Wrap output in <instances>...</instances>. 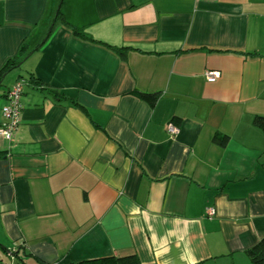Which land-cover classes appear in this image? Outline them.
I'll use <instances>...</instances> for the list:
<instances>
[{"label": "crops", "instance_id": "obj_1", "mask_svg": "<svg viewBox=\"0 0 264 264\" xmlns=\"http://www.w3.org/2000/svg\"><path fill=\"white\" fill-rule=\"evenodd\" d=\"M19 53L0 122L19 78L60 94L28 81L0 138V264H253L264 0H0V71Z\"/></svg>", "mask_w": 264, "mask_h": 264}, {"label": "trees", "instance_id": "obj_2", "mask_svg": "<svg viewBox=\"0 0 264 264\" xmlns=\"http://www.w3.org/2000/svg\"><path fill=\"white\" fill-rule=\"evenodd\" d=\"M74 33L77 36L81 37V38L91 39V37L87 33H84L81 30L80 31L79 30H75ZM114 49L121 56L124 54L123 50H121L119 48H114ZM24 56L25 55H23L22 53H19V55L15 56L13 59L8 61L6 63V65L4 66V68H3V71H0V79H1L2 75H4V73L7 70H11V69L15 68L19 64V62H21L23 60ZM25 80H26V84L29 81V83L31 85L38 86L42 90H45L47 93L53 95V97H59L60 93L58 92V90H56L54 88H51V87H47L46 85L41 84L39 81L35 80L32 76H29V78H27ZM0 84H1V81H0ZM23 90H24V88H23ZM6 91H4L3 94H5ZM22 93H23V91H22ZM137 94L141 98L153 97V95H151L149 93H144V92H137ZM254 124L264 128V116H259V115L255 116L254 117ZM213 139H214V141L216 143L224 145L226 140H227V137L216 134V135H214ZM247 253H248L249 258L253 262V264H264V237L260 238L258 240V242L253 247H251L248 250ZM87 263L88 264H140L138 259H137V257L135 255H129V256H123V257H108V258L97 259V260H94V261H91V262H87ZM22 264H25V263H22Z\"/></svg>", "mask_w": 264, "mask_h": 264}, {"label": "built area", "instance_id": "obj_3", "mask_svg": "<svg viewBox=\"0 0 264 264\" xmlns=\"http://www.w3.org/2000/svg\"><path fill=\"white\" fill-rule=\"evenodd\" d=\"M205 77L207 81L213 82L219 77V73L213 70L205 71ZM26 84L24 78L18 79L4 94L5 103L1 107V114L3 120L0 122V138L4 140H12L13 134L19 124L21 104L20 97L23 88ZM167 131L170 134H175L178 132L179 128L172 122L166 124ZM209 216L214 214L213 208H208L206 210Z\"/></svg>", "mask_w": 264, "mask_h": 264}, {"label": "water", "instance_id": "obj_4", "mask_svg": "<svg viewBox=\"0 0 264 264\" xmlns=\"http://www.w3.org/2000/svg\"><path fill=\"white\" fill-rule=\"evenodd\" d=\"M20 63H21V62H19V64H18L17 66H19V65H20ZM17 66H16V67H17ZM3 77H4V75H3ZM6 251H7V250H6ZM8 252H10V251L8 250Z\"/></svg>", "mask_w": 264, "mask_h": 264}, {"label": "rangeland", "instance_id": "obj_5", "mask_svg": "<svg viewBox=\"0 0 264 264\" xmlns=\"http://www.w3.org/2000/svg\"><path fill=\"white\" fill-rule=\"evenodd\" d=\"M1 252V251H0Z\"/></svg>", "mask_w": 264, "mask_h": 264}]
</instances>
